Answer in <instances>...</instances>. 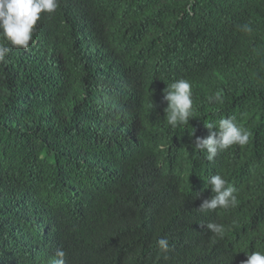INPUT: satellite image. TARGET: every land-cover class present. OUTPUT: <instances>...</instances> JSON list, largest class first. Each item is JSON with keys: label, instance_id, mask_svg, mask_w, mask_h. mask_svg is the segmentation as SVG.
I'll use <instances>...</instances> for the list:
<instances>
[{"label": "trees", "instance_id": "1", "mask_svg": "<svg viewBox=\"0 0 264 264\" xmlns=\"http://www.w3.org/2000/svg\"><path fill=\"white\" fill-rule=\"evenodd\" d=\"M58 5L26 49L0 36L11 49L0 61V264H50L60 248L65 264H235L264 253V0ZM249 22L250 34L240 27ZM167 77L192 85L187 125L172 128L167 102L143 97ZM132 88L143 111L133 112ZM216 92L223 103L209 102ZM227 117L250 140L210 162L193 142ZM215 174L238 204L200 212ZM209 222L225 226L222 238L201 227Z\"/></svg>", "mask_w": 264, "mask_h": 264}, {"label": "clouds", "instance_id": "2", "mask_svg": "<svg viewBox=\"0 0 264 264\" xmlns=\"http://www.w3.org/2000/svg\"><path fill=\"white\" fill-rule=\"evenodd\" d=\"M58 6V0H0V36L8 41L12 47L26 49L32 39L37 22H41V14H51L56 11ZM77 8H80L79 4H77ZM46 20L47 18L43 17L47 26ZM240 27L245 33L250 34L253 31L250 22ZM10 50L9 46L0 44V61H4ZM138 89L140 90L139 87ZM132 90L133 112L143 111L142 92H136L133 88ZM143 97L149 101L148 104L162 105L167 102L166 119L172 128L189 124V118L193 116L192 85L185 78H164L158 86L146 90ZM209 102L223 103L222 94L216 92L209 97ZM204 126L209 135L196 137L192 146L194 151H206V158L210 162L233 145L244 146L248 144L251 137V132L237 124L235 117L221 118L218 123L207 122L204 123ZM213 129L217 131H213ZM191 134L194 135V130ZM211 192L213 195L202 201L198 209L200 212L217 209L228 210L238 204L237 188L229 184L221 174L208 176L203 181L200 194L203 193L205 197H208ZM201 227L210 230L213 238H222L226 231L223 224L215 222H209L206 225L201 224ZM156 244L162 253L166 254L172 250L166 238L158 239ZM66 255L62 248L57 249L50 264H65ZM235 264H264V253L254 251L248 255L245 262L239 259Z\"/></svg>", "mask_w": 264, "mask_h": 264}, {"label": "rangeland", "instance_id": "3", "mask_svg": "<svg viewBox=\"0 0 264 264\" xmlns=\"http://www.w3.org/2000/svg\"><path fill=\"white\" fill-rule=\"evenodd\" d=\"M42 18H43V16H42ZM45 26H46V23H45ZM215 264V263H214Z\"/></svg>", "mask_w": 264, "mask_h": 264}]
</instances>
